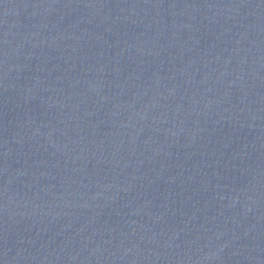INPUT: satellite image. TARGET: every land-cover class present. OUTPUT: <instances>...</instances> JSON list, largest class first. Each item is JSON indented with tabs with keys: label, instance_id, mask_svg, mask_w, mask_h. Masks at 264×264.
Wrapping results in <instances>:
<instances>
[{
	"label": "water",
	"instance_id": "1",
	"mask_svg": "<svg viewBox=\"0 0 264 264\" xmlns=\"http://www.w3.org/2000/svg\"><path fill=\"white\" fill-rule=\"evenodd\" d=\"M0 264H264V0H0Z\"/></svg>",
	"mask_w": 264,
	"mask_h": 264
}]
</instances>
